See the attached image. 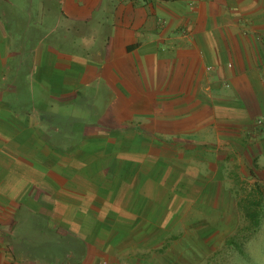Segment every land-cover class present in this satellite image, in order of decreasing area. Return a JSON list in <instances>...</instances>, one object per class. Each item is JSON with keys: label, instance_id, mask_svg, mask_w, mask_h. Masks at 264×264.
<instances>
[{"label": "crops", "instance_id": "1", "mask_svg": "<svg viewBox=\"0 0 264 264\" xmlns=\"http://www.w3.org/2000/svg\"><path fill=\"white\" fill-rule=\"evenodd\" d=\"M241 180L262 203L264 0H0V264H38L29 220L77 264H162Z\"/></svg>", "mask_w": 264, "mask_h": 264}, {"label": "rangeland", "instance_id": "2", "mask_svg": "<svg viewBox=\"0 0 264 264\" xmlns=\"http://www.w3.org/2000/svg\"><path fill=\"white\" fill-rule=\"evenodd\" d=\"M230 193L235 205H192L183 216L179 213V223L160 243L169 248L162 264H207L200 259L208 250L207 256L217 259L210 264H264V201L246 206L245 180L236 181ZM34 221L18 222L9 238L16 258L38 264H77L86 254L84 240L46 233Z\"/></svg>", "mask_w": 264, "mask_h": 264}, {"label": "built area", "instance_id": "3", "mask_svg": "<svg viewBox=\"0 0 264 264\" xmlns=\"http://www.w3.org/2000/svg\"><path fill=\"white\" fill-rule=\"evenodd\" d=\"M258 124H261L262 122H263V120H261V119H258Z\"/></svg>", "mask_w": 264, "mask_h": 264}, {"label": "trees", "instance_id": "4", "mask_svg": "<svg viewBox=\"0 0 264 264\" xmlns=\"http://www.w3.org/2000/svg\"><path fill=\"white\" fill-rule=\"evenodd\" d=\"M264 198V195L262 196ZM264 200V199H263Z\"/></svg>", "mask_w": 264, "mask_h": 264}]
</instances>
